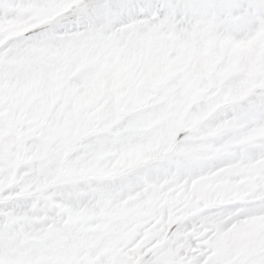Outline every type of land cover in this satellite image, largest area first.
I'll use <instances>...</instances> for the list:
<instances>
[{
	"label": "snow or ice",
	"instance_id": "obj_1",
	"mask_svg": "<svg viewBox=\"0 0 264 264\" xmlns=\"http://www.w3.org/2000/svg\"><path fill=\"white\" fill-rule=\"evenodd\" d=\"M0 264H264V0H0Z\"/></svg>",
	"mask_w": 264,
	"mask_h": 264
}]
</instances>
